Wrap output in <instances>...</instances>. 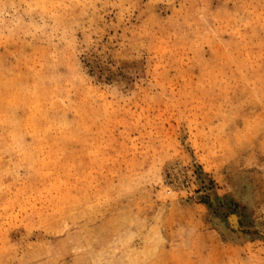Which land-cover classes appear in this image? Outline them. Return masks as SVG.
<instances>
[{
    "label": "rangeland",
    "instance_id": "rangeland-1",
    "mask_svg": "<svg viewBox=\"0 0 264 264\" xmlns=\"http://www.w3.org/2000/svg\"><path fill=\"white\" fill-rule=\"evenodd\" d=\"M0 264H264V0H0Z\"/></svg>",
    "mask_w": 264,
    "mask_h": 264
},
{
    "label": "bare ground",
    "instance_id": "bare-ground-1",
    "mask_svg": "<svg viewBox=\"0 0 264 264\" xmlns=\"http://www.w3.org/2000/svg\"><path fill=\"white\" fill-rule=\"evenodd\" d=\"M208 191H209V190H208ZM212 199H213V198H212ZM228 211H229V210H228ZM229 214H230V213H229ZM228 216H229V215H228ZM230 216H231V215H230ZM230 218H231V217H230ZM231 219H232V218H231ZM233 220H234V219H233ZM233 220H231V223H232ZM239 220H240V219H239ZM239 220H238V221H239ZM235 223H236V222H235ZM237 226H238V225H237ZM234 227H235V226H234ZM251 228H252V227H251ZM253 228H254V227H253ZM239 229H240V228H239ZM249 231H250V230H249ZM241 232H242V231H241ZM244 233H245V232H244Z\"/></svg>",
    "mask_w": 264,
    "mask_h": 264
}]
</instances>
